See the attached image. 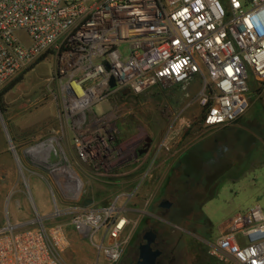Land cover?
Returning <instances> with one entry per match:
<instances>
[{"label":"built area","instance_id":"built-area-1","mask_svg":"<svg viewBox=\"0 0 264 264\" xmlns=\"http://www.w3.org/2000/svg\"><path fill=\"white\" fill-rule=\"evenodd\" d=\"M47 53L57 59L55 88L48 91L75 134L74 162L101 182L129 160L116 144L115 115L89 113L112 95L159 88L170 99L182 96L186 108L198 106L195 115L209 129L232 126L248 113L250 77L264 95V0H0V88ZM68 165L54 169L55 185L64 201H76L84 183ZM135 196L122 193L108 206L92 201L68 212L56 207L48 218L8 222L0 228V264H67L66 229L48 223L65 214L81 238L116 264L133 226L129 215L138 212L120 201ZM209 254L221 264H264L263 208L229 218Z\"/></svg>","mask_w":264,"mask_h":264},{"label":"rangeland","instance_id":"rangeland-1","mask_svg":"<svg viewBox=\"0 0 264 264\" xmlns=\"http://www.w3.org/2000/svg\"><path fill=\"white\" fill-rule=\"evenodd\" d=\"M126 49L127 45H124L123 52ZM56 67V55L47 53L0 88V110L18 158L16 159L10 147L7 133L0 121V196L8 194V199H11L20 189L30 203L35 202L40 212L42 207L51 212L50 217L56 207L68 212V208L81 206L87 199L93 200L96 206L104 207L120 194L136 191L132 200L128 201L123 197L120 203L131 209L144 208L152 211L151 205L166 183L171 166L190 146L209 137L200 116L195 115L199 112L198 106L186 108L187 101L182 96L169 99L159 92V88L137 96L112 95L104 102L94 105L89 112L93 116L99 118L108 114L115 115L113 120L120 131L121 147L129 160L121 165L118 172H110L108 177H102L101 182L93 181L75 164L76 155L72 146L75 134L70 129L69 121L61 113L59 99L48 91L49 85L55 88L51 78ZM17 79L20 81L7 91ZM200 84V81L194 84L192 93L196 92ZM249 85L250 109L232 127H241L235 130L248 128L250 133L264 131V95H259V85L252 77ZM235 130L227 133L232 136L228 142L231 144L233 162H240L246 149ZM239 132L247 135L245 131ZM147 139L152 140L147 156L138 159L133 157V152L138 154ZM40 145H44V148H38L34 153L30 151ZM49 145L52 146L51 149H47ZM67 162L84 183L80 199L76 201H64L55 185L54 169ZM256 166L261 168L262 164ZM83 168L87 169L86 166ZM261 171L264 174V166ZM231 174L223 180L220 190L208 200L213 233L209 237L211 240L206 239L203 244L202 264H221L210 256L209 246L216 239L220 225L230 217L228 212L233 214L255 204H259L264 210V188H259L254 195L249 196L253 188L244 182L246 178ZM224 189H228L227 193ZM225 201H230L231 204L225 205ZM139 215L136 212L129 215L133 226L126 229L125 237H131L123 255L140 225L136 221ZM69 218L70 215L65 214L48 222L62 224L66 229L69 238V245L64 253L66 263L108 264L103 253H98L89 240L81 238L75 232ZM135 221L138 222L136 227ZM143 221L142 219L141 222ZM104 232L105 229H102L93 239L94 242L99 241Z\"/></svg>","mask_w":264,"mask_h":264},{"label":"flooded vegetation","instance_id":"flooded-vegetation-1","mask_svg":"<svg viewBox=\"0 0 264 264\" xmlns=\"http://www.w3.org/2000/svg\"><path fill=\"white\" fill-rule=\"evenodd\" d=\"M253 138L264 144V131L249 133L250 145L242 157L244 165L264 164V145L257 147ZM116 144H121V135ZM147 144L148 141L138 153L147 149ZM149 149L141 155L147 154ZM187 154L188 151L171 166L166 183L151 205L152 217L140 223L116 264H139V247L145 237L151 238L152 248L161 252L156 264H202L203 244L211 230V220L204 209L223 180L232 175L223 165V160L231 157L232 149L215 140L202 160L189 162Z\"/></svg>","mask_w":264,"mask_h":264},{"label":"crops","instance_id":"crops-1","mask_svg":"<svg viewBox=\"0 0 264 264\" xmlns=\"http://www.w3.org/2000/svg\"><path fill=\"white\" fill-rule=\"evenodd\" d=\"M236 128H241V127L228 126V127H216V128H210V129L205 128L209 132V137L202 139L201 141L190 146L183 153V154H185L187 151L189 153V154H187V156H185L186 160L189 162H192L195 159H201L202 160L203 158H205L207 149H209L212 145H214L215 140L219 141V142L226 143L229 146V148H231V144L228 141L232 136H228L227 133L229 131H234ZM247 129L245 128L244 130H239V129L235 130V131H238V132H236V135L238 136L240 142L242 141V143L245 144L244 148L246 150H247V148H249V145H250L249 141H248L250 132H248ZM239 131H245V133H247V135H244L242 132H239ZM253 141H257V140L255 138H253ZM263 145L264 144L262 141H257V147H259V146L262 147ZM232 159H233V153L231 154V157L228 160H226V159L223 160V165L227 166L228 170L231 171V173H234L240 177H244V179L246 178L247 181L245 180L244 182H247L248 187L253 188V190H250V192L248 194L249 196L254 195L256 190H259V188H264V174H263V171H261L264 164H262V167L260 168V167H257L256 164L244 165L242 163V161L233 162ZM257 165H259V164H257ZM258 172H260V173H258ZM219 190H220V188H219ZM224 190L227 193L228 189H224ZM16 192L17 193L15 194V196H13L11 199H8V194H2L0 196V228L5 227L8 222L11 224H20V223L35 220L37 218V216L48 218V216L52 214L51 212H48V210L45 209L44 207L40 208L41 209V212H40L38 210L35 202H34V204L30 203V201L26 198V196L24 195V193L20 189ZM224 204L229 205V204H231V202L225 201ZM254 206H260V205L255 204V205L250 206L249 208H252ZM249 208H247V209H249ZM247 209H245V210H247ZM136 210L138 211L136 213L140 214L136 220V221H139V223H141L142 219L145 220V219H149L150 217H152V212L150 211V209L145 210L144 208H140V209L138 208ZM143 210L146 211V214L142 213ZM210 210H211L210 204H207L205 206L204 211H205V214L211 220ZM245 210H243V211H245ZM243 211L239 210L233 214L231 212H228V214L230 215L229 218H231L233 215L240 213V212H243ZM33 213H35V215H33ZM136 221L134 222V227H136L135 224L136 225L138 224V222L136 223ZM225 222L220 225L219 230H218V234L216 235V238L218 237L220 232L224 229ZM211 233H213L212 229L210 231H208L209 237H210ZM128 237L130 239L131 236H128ZM209 239L211 240V238H207V240H209Z\"/></svg>","mask_w":264,"mask_h":264},{"label":"water","instance_id":"water-1","mask_svg":"<svg viewBox=\"0 0 264 264\" xmlns=\"http://www.w3.org/2000/svg\"><path fill=\"white\" fill-rule=\"evenodd\" d=\"M111 87H114V79L111 80ZM0 121L4 127V129H6L3 117H2V112L0 110ZM8 133V131H7ZM148 144L147 149L141 151L139 154L141 155L142 153H146L148 151V149L150 148L151 145V139H147ZM9 143L12 144V140L9 137ZM13 145V144H12ZM16 159L17 156H16ZM92 200H87L86 202H84L83 204L86 205L88 203H91ZM145 242L143 244L140 245L139 247V264H156L157 259L159 258V256L161 255V252L159 250H154L152 248V239L149 237H145Z\"/></svg>","mask_w":264,"mask_h":264},{"label":"bare ground","instance_id":"bare-ground-1","mask_svg":"<svg viewBox=\"0 0 264 264\" xmlns=\"http://www.w3.org/2000/svg\"><path fill=\"white\" fill-rule=\"evenodd\" d=\"M5 126H6V125H5ZM4 130H5V132L7 133V128L4 129ZM7 137H8V140H9V135H8V133H7ZM10 146H11V148L13 149L15 155L17 156V154H16V152H15V148H14V146H13L12 144H10ZM43 146H44V145H40V146H38V147L33 148V150H30V151L34 153V152L37 151L38 148H44ZM51 148H52V146L49 145V146H48V149H51ZM43 154H44V153H43ZM45 156H46V155H45ZM18 161H19V160H18ZM63 166H65L66 168H68V167H69L68 162L65 163V165H63ZM71 172H72V171H71Z\"/></svg>","mask_w":264,"mask_h":264},{"label":"trees","instance_id":"trees-1","mask_svg":"<svg viewBox=\"0 0 264 264\" xmlns=\"http://www.w3.org/2000/svg\"><path fill=\"white\" fill-rule=\"evenodd\" d=\"M20 81V79H17L16 81H14L13 83H11V85L7 88V91L9 90V89H11L16 83H18ZM170 99V98H169ZM173 100V99H172ZM0 102H1V95H0ZM201 123H202V121H201Z\"/></svg>","mask_w":264,"mask_h":264}]
</instances>
